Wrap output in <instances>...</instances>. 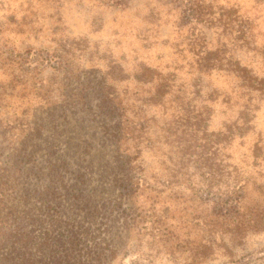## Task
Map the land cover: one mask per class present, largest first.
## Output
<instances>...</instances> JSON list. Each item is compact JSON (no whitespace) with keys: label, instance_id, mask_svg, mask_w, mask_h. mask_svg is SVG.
I'll return each mask as SVG.
<instances>
[{"label":"rangeland","instance_id":"obj_1","mask_svg":"<svg viewBox=\"0 0 264 264\" xmlns=\"http://www.w3.org/2000/svg\"><path fill=\"white\" fill-rule=\"evenodd\" d=\"M203 1L217 14L236 10L238 23L250 27L238 39L239 33L200 25L208 47L226 45L234 61L264 78V0ZM194 26L183 19L177 0H0V57L8 58L0 65V188L12 185L17 193L9 205L34 215L25 228L30 238L40 242L51 229L58 238L63 222L84 226L90 235L83 249L96 237L111 246V264H225L247 254L264 256L263 231L228 242L208 260L198 258L200 163L185 164L191 181L168 174V154L186 138L179 119L173 122V111L179 112L174 95L149 105L160 82L152 84L150 76L174 74L176 88L203 78L202 98L192 105L211 109L209 132L233 124L246 99L229 72L198 74L189 51ZM86 86H105L142 107L137 121L148 124L149 141L141 144L140 161L154 186L125 193L128 170L121 165L127 155L121 157L112 141L115 119L96 96L73 95ZM254 124L253 134L232 142L228 162L249 178V196L257 199L264 166L245 154L259 136L264 141V102ZM175 128L180 131L170 137ZM7 211L0 207V214ZM37 258L48 260L42 252ZM252 264H264V258Z\"/></svg>","mask_w":264,"mask_h":264},{"label":"trees","instance_id":"obj_2","mask_svg":"<svg viewBox=\"0 0 264 264\" xmlns=\"http://www.w3.org/2000/svg\"><path fill=\"white\" fill-rule=\"evenodd\" d=\"M177 1L186 23H195L189 33V51L193 54L192 63L196 66L198 74L202 76L214 70L227 71L234 75L239 83L236 86L237 94L241 99L246 97L238 110V119L233 124L226 125L218 132H209L211 109L207 105L202 107L192 105L193 101L202 98L203 78L198 77L193 84L176 88L174 74L150 76L152 84L158 78L160 82L155 87L154 102H148L149 105L160 104L167 95H174V100L179 101V112L173 111V122L179 119L186 139L185 146L178 145L168 154L173 165L169 169V176L172 179L191 181V176L187 172L188 166L185 164L192 162L191 160L200 163V166L196 167L202 180L201 187L195 192V198L199 201L198 222L201 235L195 250L198 258L208 260L219 249L227 250L228 242L241 243L250 234L264 231V201L261 202V198L264 199V185L257 187L259 190L257 199L250 198L249 178L245 177L237 165L228 162L230 157L228 149L232 142L235 139L243 141L255 131L256 112L264 102V78L234 61L232 52L226 45H221L216 50L210 49L203 28L199 27L208 25L224 28V32L230 30V34L239 33L238 39L245 37L250 27L247 23H238L236 10L230 9L217 14L203 0ZM7 60L8 58L0 57V65H6ZM21 60L31 63L29 59ZM227 65L231 66L230 69H224ZM150 71L152 72L146 70ZM81 93L89 98L96 96L104 113L115 119L112 141L116 144L121 157L123 156L121 153L127 155L121 165L128 170L126 179L122 180L125 193L135 195L142 187L154 186L148 179L146 166L140 161L143 154L141 144L149 141L148 122L144 125L137 121L141 118L142 107L136 102H125L115 91L105 86L97 88L86 86L73 95L78 96ZM180 94H183L182 98L179 97ZM208 100L213 102L215 94L209 95ZM178 131L180 128H175V132L171 129L170 137L176 135ZM245 156L251 158L255 166H264V141L260 136ZM128 184L131 187H128ZM15 191L17 193L12 185L0 188V207L6 205L8 210L5 215L0 214V264H111L109 256L114 257L111 246L105 247L104 244L96 242V237L90 249L88 247L86 250L83 249L86 235H90L84 226L75 227L63 222L65 229L57 231L58 238L54 236L53 229L42 239L43 241L40 239L41 241L37 242L36 239L30 238L25 228L27 220H32L31 217L34 215L31 216L9 205ZM126 221L127 226H131L129 224L131 219ZM38 252L48 256L47 262L37 258ZM261 258L264 256L255 257L247 254L239 259L232 258L225 264H252Z\"/></svg>","mask_w":264,"mask_h":264}]
</instances>
